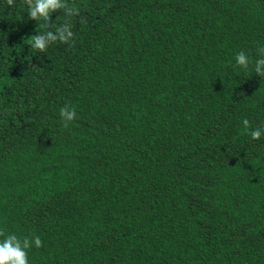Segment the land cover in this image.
Wrapping results in <instances>:
<instances>
[{"label": "trees", "instance_id": "obj_1", "mask_svg": "<svg viewBox=\"0 0 264 264\" xmlns=\"http://www.w3.org/2000/svg\"><path fill=\"white\" fill-rule=\"evenodd\" d=\"M66 3L0 0V230L29 264H264V0Z\"/></svg>", "mask_w": 264, "mask_h": 264}, {"label": "clouds", "instance_id": "obj_2", "mask_svg": "<svg viewBox=\"0 0 264 264\" xmlns=\"http://www.w3.org/2000/svg\"><path fill=\"white\" fill-rule=\"evenodd\" d=\"M9 6H12L15 0H6ZM27 5V14L29 19L37 21L40 28H47L50 24L52 13L63 10L65 16L71 18L73 15H78V9L74 6H69L66 0H24ZM73 37L70 22H65L61 27L56 29V32L44 31L29 38L31 47L40 52L46 51L47 47L57 41L61 43L69 42ZM264 54V49H260ZM236 63L244 68L248 67L249 59L244 52H240L235 57ZM255 72L258 76L264 77V58L258 59L255 62ZM76 111L65 106L60 109V116L67 126V122L72 121L76 117ZM244 127H250L249 121H243ZM264 135V130L256 128L250 132L253 140H259ZM0 264H29L28 252L33 244L39 248L42 246L41 239L37 236L32 240L24 238L19 239L16 235H7L0 230Z\"/></svg>", "mask_w": 264, "mask_h": 264}]
</instances>
